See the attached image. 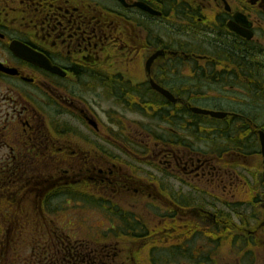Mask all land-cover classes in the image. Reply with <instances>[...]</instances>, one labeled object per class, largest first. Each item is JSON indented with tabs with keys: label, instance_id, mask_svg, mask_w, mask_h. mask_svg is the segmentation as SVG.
<instances>
[{
	"label": "flooded vegetation",
	"instance_id": "af4514ba",
	"mask_svg": "<svg viewBox=\"0 0 264 264\" xmlns=\"http://www.w3.org/2000/svg\"><path fill=\"white\" fill-rule=\"evenodd\" d=\"M213 86L227 90H208ZM211 96L234 105L194 104ZM237 102L243 106L236 107ZM197 107L226 117L195 115L191 109ZM120 111L162 118L171 111L180 122L190 116L212 126H182L178 132L167 128L172 135L161 141L154 159L149 132L126 134ZM105 114L111 124L103 122ZM207 127L209 151L194 149L190 141ZM260 134L264 136V0H0V187L13 166L70 164L79 170L76 175L58 176L56 167L53 176L43 175L29 190L41 208L61 189L91 192L98 199L101 194L93 191L127 187L147 198L158 195L167 209H175L167 210L173 216L190 212L197 223L198 218L210 220L195 234L204 230L207 237H217L214 226L221 223L216 222L220 216L189 209L193 201L183 186L209 181L215 189L220 182L238 181L240 188L250 186L245 193L251 196L249 181L264 182ZM144 150L145 156L138 157ZM139 176H146L140 188ZM157 178L167 183L160 192L153 186ZM170 179L178 184H171L174 191ZM253 197L250 205L260 209L249 217L254 228L246 218L243 234L232 231L228 237L239 234L247 243L249 237L261 244L264 191ZM105 207L120 220L118 232L112 229L118 237L100 238L115 242L107 255L116 264L135 253L137 244L149 254L157 241L170 239L182 246L192 234L190 226L180 223L173 224L180 226L177 231L163 229L169 217L159 223L162 228H152L134 211L127 217L120 214L122 208ZM125 241L133 245L131 253L119 247Z\"/></svg>",
	"mask_w": 264,
	"mask_h": 264
},
{
	"label": "rangeland",
	"instance_id": "374dc122",
	"mask_svg": "<svg viewBox=\"0 0 264 264\" xmlns=\"http://www.w3.org/2000/svg\"><path fill=\"white\" fill-rule=\"evenodd\" d=\"M208 90L215 92L217 90H220L221 93H224V91L227 90V88H219L216 86H213L209 88ZM214 97L211 96L206 101H196L194 104L198 106H202L203 104H206V106L212 108L214 106L219 107H229L234 105V103H231L228 98H223L214 100ZM240 104V105H239ZM235 105H238L236 107H242L241 102L235 103ZM121 112V118L119 120V124L123 131L128 134H133L137 130L139 132L145 133L146 131L149 132L147 134L150 135L149 139V151L152 152L153 158H157V154L160 151V148L162 144V140L168 139L172 135V131L169 133H166L167 128L178 132V127L187 126L186 123L180 122L179 117L176 116L175 113H170L168 117L164 116L162 118L158 114L154 113L150 117H143L140 115H131V114H124ZM103 122H108L109 124L112 123V121L109 119L108 114H105L102 118ZM187 121V120H186ZM195 125H204L211 127L212 124L207 121V123H198ZM214 125V124H213ZM201 128L200 137L198 139L190 141L191 144H194L192 147L196 150L200 151H206L208 152L210 149V128ZM179 131H182V129H179ZM187 136L190 135L191 130L189 128L186 130ZM182 135V134H181ZM183 136V135H182ZM196 142V143H195ZM188 147V146H187ZM186 152V151H185ZM146 153V150L144 152L138 151V157H144ZM138 165V163H137ZM29 173L26 175V179L28 180L27 183H29V186H34L36 181L38 182L39 179L42 177H47L50 175H54V169L57 167V173L58 176L66 175L70 176V174H77L79 170H77L76 166H71L70 164H59L56 166H50L45 167L43 165H38V167L34 170V174L31 173L32 165H28ZM35 167V166H33ZM73 167V168H72ZM1 168V167H0ZM72 168V170H69ZM240 168V167H239ZM1 170V169H0ZM251 170V169H250ZM73 171V172H72ZM5 172V170H4ZM66 172V173H65ZM68 172V173H67ZM149 173L153 174L154 176L158 175V172L154 170H150ZM39 175V176H37ZM44 175V176H43ZM146 176H139L136 178L138 182V187L140 188L141 185L146 184L145 182ZM257 181V182H252ZM157 183L153 182L154 189L159 191L162 189L163 185H166L167 183L164 182L163 178H157ZM170 189L171 191H174L175 188L172 187H178V184L174 181V179H170ZM251 188L253 189V193L251 196H249L247 193H245V190L248 189L250 186H246L245 188H240L242 182L238 181H224L218 183L216 188H212L209 181H193L186 183L187 185L183 186L184 195L188 198H190L193 202L191 204L190 208H203L211 215L215 216L218 215L222 217V220H228V217H231L234 225L236 226V229L233 228L232 231L235 233H241L243 229H247L245 225H240L239 218L237 215H233L231 213L232 209L241 216L245 222L246 218L249 221V217H252L253 211L255 210L260 211L259 207H252L250 205V200L254 201L255 198L253 196H262V193L264 191V182H261L259 180H250ZM172 184V185H171ZM25 186V188H24ZM29 186L27 184L25 185H17L16 187L11 186L10 189L12 190L11 196L13 198V201L11 202L13 210L15 212H18L19 209H28L31 213L30 214H37L42 212L46 216V224H51L52 227L54 226H61L64 231L71 237V240L74 242H78L76 239L84 240V241H92L95 235V239L100 241L99 238L104 235V233L107 232V236H111L113 234L112 229H117L118 223L120 220L117 217H114L115 215L112 214L109 209L106 207L103 208L104 204L109 205L113 209H121L120 214L122 216H129L128 211L135 212L137 215V218L144 222L145 224H148L149 227L152 228H162L163 226H160L159 223L165 220L163 218H166V225L163 229H166L167 231H177V229L180 226H174L173 224L180 223L181 225L184 224V226H190V232L191 231H199L201 228V223H197L196 221L192 220V215L190 212H184V214L173 216L172 213H168L167 210L171 209L175 210L172 206H169V209H167L164 205V201L161 199V197H155L154 199L147 198L145 194L140 192H134L132 188L127 187H116L114 188V185L110 188H106V190H97L93 191L96 194L98 192L101 194L99 204H89V202H84L82 200H79V203L77 206L73 204V200L70 199L68 201L66 198H61L55 202L50 203V206L53 204L54 206H57L60 208L57 220H60V224L56 222V220L51 217V214L47 212V208L44 209V206L41 208L40 204L38 202V199H36L35 194L34 198L31 199L27 197H21L25 192H28ZM200 186V187H199ZM192 187V188H191ZM239 188V189H238ZM128 189V190H126ZM196 189V190H194ZM84 192V190H83ZM160 192V191H159ZM91 194V192H89ZM10 195L9 192H4V195L0 199V204L5 205L7 204L10 199L8 196ZM92 195V194H91ZM92 197H95L92 195ZM83 197H80L79 199H82ZM200 199V201H199ZM249 200V201H248ZM3 202V203H1ZM109 203V204H108ZM199 203V204H198ZM216 204V208L211 207L210 204L213 205ZM199 205V206H198ZM232 208V209H231ZM220 214V215H219ZM210 218V217H209ZM210 222V220H208ZM40 222V220H39ZM207 222V219H204L203 225L207 227L210 223ZM67 223L68 224L67 226ZM250 223V227L253 226V223ZM67 226V227H66ZM65 227V228H64ZM254 226L251 228L253 229ZM236 230V231H235ZM117 231V230H116ZM231 231V232H232ZM118 232V231H117ZM203 232L202 238H196L189 243L186 241L190 239L191 235L187 236L185 238L184 244L180 247L185 251L181 255H175L174 257H170L171 252L169 250H172L171 247H177V244H173L170 242H174L173 240L167 239L164 241H157L160 242V244H153L156 246V249L147 254L146 252L141 253L140 256H134L129 255L128 259L123 258L122 263L123 264H264V227L262 228V232L260 234L261 244L256 242V239L254 238H247L248 241H250L247 245L248 247H244V243L246 242V239L243 238L242 235H239L237 237L238 239H235L233 242L231 238L224 237L222 239H219L216 241L215 238L211 239V242L208 241L207 235L204 233V230H201ZM217 233V231H215ZM229 232V231H228ZM247 235V234H246ZM222 236H225V234H222ZM76 240V241H75ZM216 241V242H215ZM156 242V243H157ZM215 243V244H211ZM90 244V243H89ZM99 244L102 245L101 242ZM92 245V244H90ZM216 245V246H215ZM93 246V245H92ZM119 247L124 250V254L127 252L131 253V250L133 249V245L128 242H120ZM244 247V248H242ZM86 251V248H84ZM27 254H25L26 256ZM6 257L13 258L12 254L7 253ZM254 259V261H249L248 258Z\"/></svg>",
	"mask_w": 264,
	"mask_h": 264
},
{
	"label": "trees",
	"instance_id": "16d2710c",
	"mask_svg": "<svg viewBox=\"0 0 264 264\" xmlns=\"http://www.w3.org/2000/svg\"><path fill=\"white\" fill-rule=\"evenodd\" d=\"M170 113L173 112L170 111ZM198 122L200 121L197 117L187 116L185 118V123L187 126H194L195 124H198ZM28 167L29 166L27 165L10 167V174L8 176V179L7 181H4L5 187H0V199L2 198L3 191L9 192L10 195L8 197L12 198V190L9 188L11 186L16 187L17 185L25 184L29 186V183H27L28 178L26 179V175L29 173ZM34 170L35 167L32 166L31 173L34 174ZM33 187V185L29 186L28 190L33 189ZM21 197L30 198L31 201L32 199H35L34 193L32 191H28L25 193L23 192ZM50 197L45 200L44 205L45 208L48 209L47 212H49L51 214V217H53L59 224L60 220H57V218H59L58 213L60 208L54 206L53 204L50 206V203L55 202L61 198H66L68 201H70V199L73 200V204L75 206H77L79 200L89 202V204H99V200L96 197H92V195L88 193H79L75 190H71L70 188L58 190L52 198ZM80 197L83 198L79 199ZM36 199H38L39 202V198L36 197ZM12 201L13 198L10 199V201L5 205L0 204V264H116L115 260H112L111 257L107 255V253L112 250V244H114L115 242L109 241L107 239L105 242H102L100 238L103 236H101L99 238L100 241H98L95 239L96 235L94 238H91L93 239L92 241L86 242L84 240L76 239L78 242H74L61 226L52 227V223L46 224L47 219L43 212L42 215L41 213L30 214L31 212L28 209H19L18 212H15L13 210V208L15 207H12L11 205ZM184 205L188 206L187 200L184 202ZM110 212L115 215L114 217H117L116 213H114L115 210H110ZM231 213L238 216L240 225L244 223L243 218L236 214L233 209ZM122 218L120 219L122 220ZM220 218H218L216 222L221 223H218L214 226L216 227L215 229L217 230L218 235L217 237H207V240L210 242L211 238H215L216 241H218L219 239L228 237L230 234L232 235L231 227L233 226L231 225V223L233 222L230 221L232 220V218L228 217V220L225 221L222 220V217ZM198 219H202L200 220L201 223L204 222L203 218ZM222 222H225V225H223ZM68 224L70 223H67V226ZM219 224H222L223 226L220 227ZM195 232L196 231H191L192 234L190 239L186 241L187 243L194 240V237L202 238L201 234H195ZM222 234H225V236H222ZM110 237L116 238L118 236H114L112 234L111 236H108V238ZM237 237H239V234L236 235V237L233 236L232 241L234 242L235 239H238ZM99 242H101L102 245L99 244ZM104 243H106V248H102L104 246ZM249 243L245 242L244 247H248L247 245H251ZM135 246L136 247H134V249H136V251L133 255L140 256L142 248H140L138 244ZM179 247L180 246H177L170 250V257H174L176 254L181 255L185 252L180 250L179 253ZM84 248H86V251ZM7 253L12 254L13 258L11 259L6 257ZM25 254L27 255L25 256ZM248 260L254 261V259L250 257L248 258Z\"/></svg>",
	"mask_w": 264,
	"mask_h": 264
},
{
	"label": "water",
	"instance_id": "95a60500",
	"mask_svg": "<svg viewBox=\"0 0 264 264\" xmlns=\"http://www.w3.org/2000/svg\"><path fill=\"white\" fill-rule=\"evenodd\" d=\"M162 95L166 96V97H169L171 100V102H175L174 100H172L171 98V95L168 94L167 92L165 91H160ZM192 112H194L195 114H198V115H204V116H209L211 118H217V119H222L226 116L225 113H220V112H212V111H207V110H201V109H197V108H193L191 109ZM261 135V138H260V144L261 146L264 148V136L263 134H260Z\"/></svg>",
	"mask_w": 264,
	"mask_h": 264
}]
</instances>
